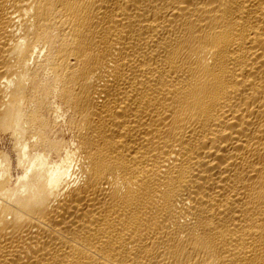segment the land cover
<instances>
[{
  "label": "bare ground",
  "instance_id": "1",
  "mask_svg": "<svg viewBox=\"0 0 264 264\" xmlns=\"http://www.w3.org/2000/svg\"><path fill=\"white\" fill-rule=\"evenodd\" d=\"M0 264H264V0H0Z\"/></svg>",
  "mask_w": 264,
  "mask_h": 264
}]
</instances>
